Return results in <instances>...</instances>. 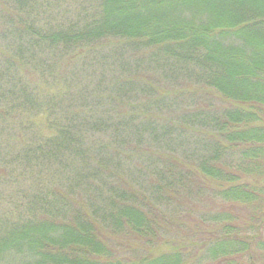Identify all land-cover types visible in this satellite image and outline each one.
<instances>
[{"label": "trees", "instance_id": "1", "mask_svg": "<svg viewBox=\"0 0 264 264\" xmlns=\"http://www.w3.org/2000/svg\"><path fill=\"white\" fill-rule=\"evenodd\" d=\"M0 264H264V0H0Z\"/></svg>", "mask_w": 264, "mask_h": 264}, {"label": "rangeland", "instance_id": "2", "mask_svg": "<svg viewBox=\"0 0 264 264\" xmlns=\"http://www.w3.org/2000/svg\"><path fill=\"white\" fill-rule=\"evenodd\" d=\"M94 78L91 79L93 81V83H95L96 81L100 82V85L103 87H104V85H107V82L109 81L108 78L106 77L104 79V81L101 82L97 73H95ZM151 78L152 79L149 78L146 80V82H148V84H155V87H157V88H161L164 85H166L160 81V78L158 76H156L155 80H154V76H152ZM192 91L196 92V91H194V89L190 90V92H192ZM196 96L199 98V104H202V102H204V100H206V98H205L206 95L203 92L200 94H196ZM184 105L188 106L191 104L187 103ZM151 112L153 113V111H151ZM195 201L196 202L192 203V204L191 203L189 204V202H187L183 206L184 210L186 211V212H183L184 215H183V217L180 218V221L183 222L184 229H185V232L183 233V235H185L188 231H192L194 228H196V229L199 228V225H198L199 224V217L198 216L200 214H204V213H207V212L214 210L213 206L208 203V201L205 199L204 196L203 197L200 196Z\"/></svg>", "mask_w": 264, "mask_h": 264}]
</instances>
